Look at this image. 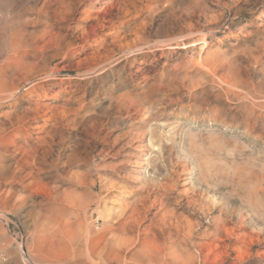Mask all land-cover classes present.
<instances>
[{
	"label": "rangeland",
	"instance_id": "rangeland-1",
	"mask_svg": "<svg viewBox=\"0 0 264 264\" xmlns=\"http://www.w3.org/2000/svg\"><path fill=\"white\" fill-rule=\"evenodd\" d=\"M0 264H264V0H0Z\"/></svg>",
	"mask_w": 264,
	"mask_h": 264
},
{
	"label": "bare ground",
	"instance_id": "bare-ground-1",
	"mask_svg": "<svg viewBox=\"0 0 264 264\" xmlns=\"http://www.w3.org/2000/svg\"><path fill=\"white\" fill-rule=\"evenodd\" d=\"M128 52V51H127ZM19 55V54H18ZM19 59V58H18ZM20 62V61H19ZM7 67V66H6ZM5 85V84H4Z\"/></svg>",
	"mask_w": 264,
	"mask_h": 264
}]
</instances>
